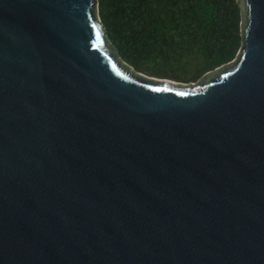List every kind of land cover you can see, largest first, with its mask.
<instances>
[{
    "label": "water",
    "instance_id": "1",
    "mask_svg": "<svg viewBox=\"0 0 264 264\" xmlns=\"http://www.w3.org/2000/svg\"><path fill=\"white\" fill-rule=\"evenodd\" d=\"M195 82L135 72L97 0H0V264H264V0Z\"/></svg>",
    "mask_w": 264,
    "mask_h": 264
},
{
    "label": "trees",
    "instance_id": "2",
    "mask_svg": "<svg viewBox=\"0 0 264 264\" xmlns=\"http://www.w3.org/2000/svg\"><path fill=\"white\" fill-rule=\"evenodd\" d=\"M97 14L119 59L146 76L194 82L240 45L235 0H97Z\"/></svg>",
    "mask_w": 264,
    "mask_h": 264
},
{
    "label": "rangeland",
    "instance_id": "3",
    "mask_svg": "<svg viewBox=\"0 0 264 264\" xmlns=\"http://www.w3.org/2000/svg\"><path fill=\"white\" fill-rule=\"evenodd\" d=\"M237 53V52H236ZM236 55V54H235ZM173 81V80H172ZM195 82V81H194ZM180 83H183V82H180ZM187 83H192V82H185V83H183V84H187Z\"/></svg>",
    "mask_w": 264,
    "mask_h": 264
}]
</instances>
